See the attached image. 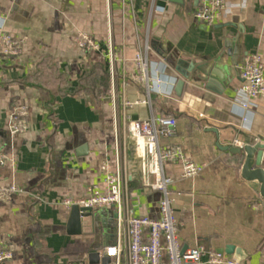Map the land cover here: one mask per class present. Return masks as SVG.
<instances>
[{"label":"crops","instance_id":"1","mask_svg":"<svg viewBox=\"0 0 264 264\" xmlns=\"http://www.w3.org/2000/svg\"><path fill=\"white\" fill-rule=\"evenodd\" d=\"M226 1L218 21L208 26L194 18L198 0H0V28L21 40L17 56L0 54V146L16 159L14 166L0 165V186L15 183L30 192L0 202V246L12 253L0 264L88 261L89 252L102 253L115 242L114 209L93 210L82 218L81 232L70 234V209L62 205L65 198L86 196L91 183L104 188L98 167L103 160L112 166L116 132L108 90L95 101L61 94L56 80L63 72L74 85L93 63L108 74L109 39L119 59L118 90L126 79L132 101L147 96L132 77L134 54L148 42V59L174 83L173 94H152V107L133 105L128 113L133 119L174 116L175 133L161 143L179 145L204 167L182 178L178 163L165 166L183 249L217 251L232 244L244 253L240 264H264V209L254 207L262 199L254 184L241 179V157L217 146L264 140V95L243 108L240 91L243 60L258 53L264 61V0ZM79 34L96 40L100 50L80 47ZM160 45L167 49L164 56L157 52ZM171 56L199 63L180 95ZM42 58L53 72L35 73ZM21 104L27 128L10 135L9 115ZM84 144L86 152L79 154ZM128 160L133 208L157 216L160 192L140 185L132 149Z\"/></svg>","mask_w":264,"mask_h":264},{"label":"built area","instance_id":"2","mask_svg":"<svg viewBox=\"0 0 264 264\" xmlns=\"http://www.w3.org/2000/svg\"><path fill=\"white\" fill-rule=\"evenodd\" d=\"M107 3L109 0H106ZM227 5L226 0H198L194 9V18L208 26L213 25ZM78 45L86 51H99L100 44L88 35H80ZM150 46L146 41L133 57L135 73L132 79L146 92V98L129 100L125 94L127 80H122L118 90L116 84L118 57L113 51L109 39L107 45V66L110 77L108 89L114 114L112 116L116 129L113 144V164L108 160L99 164V172L104 188L97 183L87 187V195L81 198H65L62 205L70 209L73 205L92 210L112 208L116 213V238L113 244L107 245L100 254L110 258L108 264H240L233 255L204 249L202 246L183 250L177 235L176 219L171 197L172 179L165 174V166L178 163L181 177L197 176L203 165L189 159L182 148L176 144L161 143L175 133L177 119L172 115H151L148 119H133L128 109L133 105L152 107V94L172 96L174 83L170 81L147 56ZM21 51V40L0 28V54L17 56ZM242 83L240 91L246 98L243 108L249 101L264 95V61L260 54H249L240 65ZM119 112V113H118ZM26 105L13 108L8 119V132L15 135L26 130ZM245 119V118H243ZM130 141L133 146H130ZM237 143V141H235ZM132 149L138 161L139 183L143 187L159 191L157 216L138 214L132 205L129 188L128 152ZM16 159L0 146V165H15ZM27 193L21 185L10 183L0 186V202L10 201L16 194ZM262 206L264 200L254 203ZM12 258V253L0 246V263ZM70 264H90L79 259ZM100 264V263H99Z\"/></svg>","mask_w":264,"mask_h":264},{"label":"water","instance_id":"3","mask_svg":"<svg viewBox=\"0 0 264 264\" xmlns=\"http://www.w3.org/2000/svg\"><path fill=\"white\" fill-rule=\"evenodd\" d=\"M157 49L160 55L164 56L167 49L160 45ZM165 52V53H163ZM172 58V66L174 70L180 75L177 80L175 91L178 95L181 94L185 84V80L190 78V74L198 68L199 63L195 60H187L181 57ZM217 146L223 151H230L234 155L241 157L242 161L239 166V175L244 181L254 184L259 197L264 200V140L255 139L251 143H244L241 146L233 145H219ZM87 145H83L78 149L79 154L86 152ZM136 173V169L132 171ZM133 177V176H131ZM93 215V210L90 208H83L77 205H73L70 208L69 219H68V232L70 234H79L81 232L82 218ZM184 250V249H183ZM220 253H226L228 255L233 254L239 261L244 258L242 250L232 244L225 245L224 248L217 250ZM88 263L90 264H108L110 258L103 256L98 251H91L87 255Z\"/></svg>","mask_w":264,"mask_h":264},{"label":"trees","instance_id":"4","mask_svg":"<svg viewBox=\"0 0 264 264\" xmlns=\"http://www.w3.org/2000/svg\"><path fill=\"white\" fill-rule=\"evenodd\" d=\"M46 68H48L49 72H53L49 69L47 59L42 58L36 67L35 73L40 75ZM65 75L63 72L57 74L56 80L60 84L58 89L61 94H80L96 101L107 93L108 74L101 68L99 63H93L74 85L66 82Z\"/></svg>","mask_w":264,"mask_h":264}]
</instances>
